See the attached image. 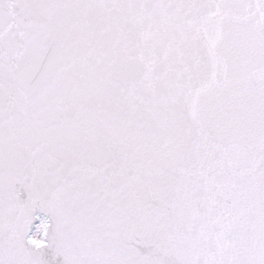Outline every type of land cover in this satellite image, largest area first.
I'll list each match as a JSON object with an SVG mask.
<instances>
[{
    "label": "snow or ice",
    "instance_id": "1",
    "mask_svg": "<svg viewBox=\"0 0 264 264\" xmlns=\"http://www.w3.org/2000/svg\"><path fill=\"white\" fill-rule=\"evenodd\" d=\"M0 264H264V0H0Z\"/></svg>",
    "mask_w": 264,
    "mask_h": 264
}]
</instances>
